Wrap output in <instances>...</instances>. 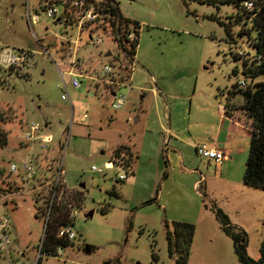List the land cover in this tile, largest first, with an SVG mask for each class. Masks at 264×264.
Returning a JSON list of instances; mask_svg holds the SVG:
<instances>
[{
    "label": "rangeland",
    "instance_id": "obj_1",
    "mask_svg": "<svg viewBox=\"0 0 264 264\" xmlns=\"http://www.w3.org/2000/svg\"><path fill=\"white\" fill-rule=\"evenodd\" d=\"M115 1L122 25L127 21L132 29L137 21L139 26L135 59L132 68L128 67L130 76L123 78L127 87L118 90L126 100L113 109L104 81L95 86L92 80L80 78V86L74 88L71 76L61 75L66 43L62 47L60 43L66 33L72 37L75 32L72 15L64 17L66 26L45 14V0H0V51L2 46L27 50L18 67L0 65V111L5 117L1 127L7 134L6 144L0 148V186L16 179L9 173L12 163L39 153L37 164L53 169L42 171L38 166L39 171L48 178L60 167L64 173L66 190L58 203L67 207L70 202L77 210L71 245L58 256H42L39 264H175L176 252L172 246L170 254L165 227L172 231L174 221L194 224L187 264H240L229 236L219 227L216 208L227 214L234 230L245 232L247 256L258 258L264 237V190L242 183L248 146L228 157L221 171L213 163L207 165L212 179L204 196L194 184L199 173L189 170L196 168L205 175L206 169L199 164L202 157L178 144L185 155L182 163L188 167L184 169L171 148L168 158L165 152L160 155L158 149L152 150L157 137L152 132L159 130L157 118L169 125V112L173 124L176 116L182 122L191 108L226 101L235 82L244 78L242 59L235 55L241 50L251 55L252 49L246 37L238 34V10L224 0ZM34 14L37 22L31 24L29 17ZM86 34H82L76 68L104 79L102 64L118 54L112 29L101 30L102 43L97 45L82 44ZM107 51L111 52L108 57ZM119 69L114 66L112 73L117 78L122 72ZM65 85L67 98L63 100ZM231 96L238 101L239 95ZM29 122L46 124L43 133L53 137L46 149L41 150L37 140L22 141ZM146 129L152 132L145 133ZM143 134L152 147L145 144L146 153L137 158L141 170L135 181L130 176L117 181V169L105 174L90 172L91 164L101 166L119 143L138 144ZM165 160L171 166L164 174ZM111 187L119 198L107 193ZM13 199L12 205L1 208L12 221L11 256L22 264H38L48 184ZM149 199L155 200L146 203ZM104 206L108 209L103 213ZM37 208H41V217L35 215ZM89 212L91 216H86ZM86 245L90 246L88 252ZM3 262L0 257V264Z\"/></svg>",
    "mask_w": 264,
    "mask_h": 264
},
{
    "label": "trees",
    "instance_id": "obj_2",
    "mask_svg": "<svg viewBox=\"0 0 264 264\" xmlns=\"http://www.w3.org/2000/svg\"><path fill=\"white\" fill-rule=\"evenodd\" d=\"M46 1V0H45ZM59 2V0H56ZM228 3H233L238 10L235 15L236 23L241 22L239 35H244L250 44L252 54L248 51L241 50L236 53L235 58L242 59L241 71L244 78L235 82L234 90L230 91L225 104V112L228 110H240L246 117L248 129L250 132L248 143V154L245 159L244 171L242 175V183L248 187L262 188L264 190V0H224ZM87 2L106 5L108 11L114 16L112 23L114 40L118 54L111 55L108 63L122 68L120 78L129 77V69L132 68L133 60L135 59L136 46L138 44V26L139 23L134 21L136 25L134 31V39L129 41L126 37L128 31V22L122 25V17L119 14L117 2L115 0H87ZM44 8V6H43ZM70 22V21H69ZM231 29V28H230ZM121 51L124 52L121 58ZM118 62V63H117ZM131 66V67H129ZM129 67V69H128ZM131 72V71H130ZM237 73V71H235ZM128 74V75H127ZM260 77H262L260 79ZM239 95L238 103L236 101L228 102L231 95ZM5 120L4 114L0 111V148L6 144V132L1 127V123ZM135 151L128 144H118L112 150L108 161H112L115 165L126 171L127 176H132L135 172L134 163L137 158ZM50 165V164H49ZM45 168L37 164V167ZM3 173L0 171V177ZM120 182V180L117 179ZM108 194L118 196V191L111 187ZM205 194H202L204 196ZM155 199L147 200L146 203H151ZM45 206H50L45 201ZM108 208L101 207L104 213ZM41 208H37L35 215L41 217ZM215 217L218 220L219 227L229 236L232 242L235 256L240 264H264V237L260 242L258 258H250L246 253V234L243 230H234L229 224V218L226 213L216 208ZM69 217V210L61 204H52L50 206V217L46 224L44 240L41 245L40 255L37 259L38 264L42 256H58L56 249L64 248L71 245V241L55 236L57 227L64 223L72 224ZM263 227H264V207H263ZM166 227V240L169 245L170 254H172V246L174 247L175 264H187L188 254L190 253L191 239L194 234V224L190 222L174 221L173 230L170 231ZM154 260L157 259L155 253L152 252Z\"/></svg>",
    "mask_w": 264,
    "mask_h": 264
},
{
    "label": "built area",
    "instance_id": "obj_3",
    "mask_svg": "<svg viewBox=\"0 0 264 264\" xmlns=\"http://www.w3.org/2000/svg\"><path fill=\"white\" fill-rule=\"evenodd\" d=\"M45 2V14L56 17V20L59 22L61 21L62 25H66L68 22L67 20H64L65 16L72 15L75 18V21H73L76 27L74 28L75 32L73 33V36L70 37L66 33V37H63L64 42L60 43L61 47L63 46V43H66L63 46L64 69L60 71L61 75L66 73L69 74L71 76L70 84L71 86H74V88H78L80 86V78L92 80L95 86L97 82L104 81L108 88L107 92L112 97V108L116 109L122 107L126 100V95L121 91L118 92V90L120 88L127 87V81L119 77L120 75L118 71L117 75H119V78H117L115 74H112L114 72L115 65L110 63L102 64L101 73L104 75V79H101L100 77H90L88 74H82L76 68V61L79 59L78 50L81 45L82 34L87 33V40L82 44L91 43V45H97L102 43V38L100 36L101 30L104 31L106 28H108V30L112 29L113 26L111 22L113 21L114 16L109 13L110 11H108V7L106 5H99L98 3L94 4L93 2H87V0H59V2L56 0H46ZM29 21L31 24H35L37 22L36 15L34 14L29 17ZM126 37L129 41H132L134 39V31L132 29H128ZM26 52V49H14L9 46H2L0 51V65L7 69L16 68L21 64L24 57H26ZM123 54L124 52L121 51L122 57ZM116 67H118V65ZM66 90L67 86L65 85V93L61 94V99L63 100H66L67 98ZM83 116H86V114H83ZM45 126L46 124L41 126L37 122H29L22 141L27 144L37 140L40 149H46L48 143L52 141L53 137L49 133H43V128ZM194 150L199 157L211 159L215 162H220L228 158L227 153L223 149L217 148L214 145H205L198 142L194 144ZM38 156L39 153H30L25 159H21L19 164L12 163L9 168V173L15 174L16 179L5 186H0V257L4 260L2 264L22 263L18 259L11 256V250L9 249L11 245L9 232L12 228V221L9 219L6 212L1 211V208L6 204L12 205L14 202L13 200H15L13 199L14 197L21 195L28 189H35L36 186L41 188L44 184H48V199L46 201L50 206L53 203L58 204L59 198L66 190L64 187L65 177L62 168L60 167L59 170H56L53 177L48 178L42 171L53 169H42V171H39L37 168ZM111 169H117V173L114 175V178L119 180L126 179V171L115 165L112 161H106L101 166L91 164L89 168L90 172L103 174ZM196 186L198 188L200 187L198 184ZM66 205L69 210V217L70 219H73L77 214L76 207L70 202H67ZM50 206L46 207L45 216L42 219L43 232L39 238L37 258L40 255L46 224L48 218L50 217ZM74 234L75 232L72 228V224L64 223L57 227L55 236L71 241L75 236ZM60 250H62L60 247L56 249L57 255L60 253Z\"/></svg>",
    "mask_w": 264,
    "mask_h": 264
},
{
    "label": "crops",
    "instance_id": "obj_4",
    "mask_svg": "<svg viewBox=\"0 0 264 264\" xmlns=\"http://www.w3.org/2000/svg\"><path fill=\"white\" fill-rule=\"evenodd\" d=\"M232 101L233 100L230 99L228 102ZM210 102L212 105H210L208 102L209 106H206L204 108L198 106H196L194 109L191 108L188 111V114L182 117V122L180 120L181 118L179 116H176L177 118H175V122L173 124V116L171 113L169 114V112L166 114L169 125L164 124L163 121L157 118L159 130L156 132L155 130L153 132L152 130H145V133H148L149 131L157 135L153 147L151 146L152 143L150 144L152 150L158 149L160 155L165 152L168 158L169 155L167 153V150L169 151V148H171L175 155V160L180 156L181 166L184 169H188V167L184 166L182 163L185 155L183 154L181 147H179L178 144H184V146L186 145L193 151H195L194 144L198 142L205 145H214L217 148L223 149L227 153L229 158H231L232 155L237 154L239 150H245L246 146H248L250 136L246 117L240 112V110L233 111V109H230L225 112V104L227 100L216 103H214L213 101ZM235 103L238 102L236 101ZM146 140L147 136L143 134V137L138 144L137 142L131 143L130 141L124 143H128V145L132 146L136 154L138 156L140 155L139 157L137 156V158H140L144 155V151L146 153L145 144L147 145V147H150L148 141L146 142ZM202 159L204 161H202ZM227 159H224L220 162H215L211 159L201 158V162H199V164H202L206 169L207 172L205 175H201L202 173L199 172V170H196V168L189 169L192 172L199 173L198 178L194 181L195 185H200L199 188L201 189V191H198V188L196 190L199 195L201 194V192L205 195L208 194L207 183L209 182V179H212V177L209 176V168H207V165L213 163L215 167L219 168L221 171L222 168H224ZM136 160L134 163L135 172L132 176H130L132 177L133 181L137 179L141 170V166H139L138 162V165L136 164ZM106 161H108V158ZM166 162L167 164L165 165V169H162V171H165L164 174L166 173V171H168L167 166H171V162L169 160H165V163Z\"/></svg>",
    "mask_w": 264,
    "mask_h": 264
},
{
    "label": "water",
    "instance_id": "obj_5",
    "mask_svg": "<svg viewBox=\"0 0 264 264\" xmlns=\"http://www.w3.org/2000/svg\"><path fill=\"white\" fill-rule=\"evenodd\" d=\"M106 57L110 56L111 55V52L110 51H107V53L105 54ZM81 186H83V183L81 184ZM86 216H91V212H89ZM90 250V246L89 245H86L85 246V252H88ZM136 264H140V263H136Z\"/></svg>",
    "mask_w": 264,
    "mask_h": 264
}]
</instances>
